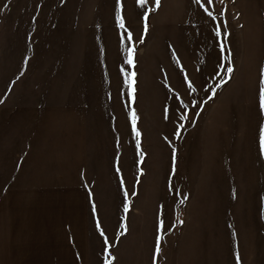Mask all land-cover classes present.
I'll list each match as a JSON object with an SVG mask.
<instances>
[{
	"label": "rangeland",
	"instance_id": "374dc122",
	"mask_svg": "<svg viewBox=\"0 0 264 264\" xmlns=\"http://www.w3.org/2000/svg\"><path fill=\"white\" fill-rule=\"evenodd\" d=\"M200 3L6 0L0 264H264V0Z\"/></svg>",
	"mask_w": 264,
	"mask_h": 264
},
{
	"label": "snow or ice",
	"instance_id": "6c2138e0",
	"mask_svg": "<svg viewBox=\"0 0 264 264\" xmlns=\"http://www.w3.org/2000/svg\"><path fill=\"white\" fill-rule=\"evenodd\" d=\"M206 2L208 4H211L212 3V0H206ZM137 3L140 4L141 6L144 5L145 3V0H137ZM196 3L199 4V6L201 8H204V11L207 13V15L209 17H211L213 20L217 19L216 16L213 15V13L211 11H209L204 4H201L200 3V0H196ZM155 4L156 6H159V0H155ZM116 6H117V12H116V19H117V22H118V25L120 28H124L125 25H124V21H123V18L120 14V0H116ZM145 17L147 16V12H145L143 14ZM224 15V12L223 10H221L220 12V16H223ZM226 35V33H225ZM215 36L219 37L221 36V28L220 26H217L216 29H215ZM127 40L130 42L132 40V35L130 32L127 33V36H126ZM125 39V37H121V41L123 42V40ZM133 51L134 49L132 47H126L124 49V53H125V60H124V64L125 65H132L134 63L133 61ZM221 51L223 52L224 49H223V45H221ZM227 67V71L230 73L232 71V68L230 65H226ZM120 72L121 74L123 75L124 77V84L127 86V96L128 98H133V93L135 91V89L133 88V84L135 83L133 77L135 76V73L134 72H128L126 70V68L124 67H121L120 69ZM223 82V81H222ZM189 87H191V84H189ZM258 101H259V111L262 115H264V69L261 70V74H260V80H259V93H258ZM130 116H131V121H132V132L133 134L137 137V148H139V136H140V133L139 131L137 130L136 128V115H135V112L134 111H131L130 112ZM259 152L262 156H264V123H261L259 125ZM117 172H119V169L117 168ZM121 186H123V181L121 180ZM124 208H125V211L128 210V203H127V193H125V201H124ZM93 211H95L93 209ZM96 227L99 229L100 228V225H99V222H97V225ZM125 225L124 224H121V228H124ZM161 228H162V222H161ZM100 235L103 237L104 236V232L101 230L100 231ZM157 242H156V252L159 253L160 251V237L157 236L156 238ZM108 241L107 239L105 238L104 239V244H107ZM104 251H107V249H103ZM104 264H110V261L109 260H105ZM237 264H238V261H237Z\"/></svg>",
	"mask_w": 264,
	"mask_h": 264
},
{
	"label": "crops",
	"instance_id": "0c3cea01",
	"mask_svg": "<svg viewBox=\"0 0 264 264\" xmlns=\"http://www.w3.org/2000/svg\"><path fill=\"white\" fill-rule=\"evenodd\" d=\"M8 1H10V0H8ZM5 2H6V0L4 1H2V5L0 6V24H1V22H2V20L6 17V15H5V12H6V5H5Z\"/></svg>",
	"mask_w": 264,
	"mask_h": 264
}]
</instances>
